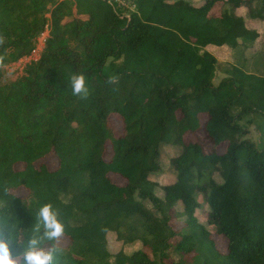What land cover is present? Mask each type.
Segmentation results:
<instances>
[{
    "label": "trees",
    "instance_id": "16d2710c",
    "mask_svg": "<svg viewBox=\"0 0 264 264\" xmlns=\"http://www.w3.org/2000/svg\"><path fill=\"white\" fill-rule=\"evenodd\" d=\"M125 1L0 0V223L24 242L51 204L65 228L43 242L60 249L55 264H188L183 253L195 264H264V72L253 70L264 62L249 58L259 31L238 12L264 20V0ZM48 21L41 58L5 80ZM208 45L235 52L218 83ZM73 74L85 76L86 97L72 94ZM201 127L210 151L185 139ZM167 146L172 182L162 184L151 175ZM51 152L55 170L37 165ZM200 193L226 253L195 214Z\"/></svg>",
    "mask_w": 264,
    "mask_h": 264
},
{
    "label": "rangeland",
    "instance_id": "374dc122",
    "mask_svg": "<svg viewBox=\"0 0 264 264\" xmlns=\"http://www.w3.org/2000/svg\"><path fill=\"white\" fill-rule=\"evenodd\" d=\"M125 5H128L130 3H128L125 0H120ZM194 3H202L204 0H191ZM220 4L221 2H218V4L212 8V10L210 11V15H216L218 14V11L220 10ZM238 12L241 13L242 15H244V17L247 19V24L253 28H257L259 31V37L255 43V45H259V47H257L258 49L255 51V48L251 49V51H248V55L249 58L251 59V57L256 54V53H260V56L257 58V61H259V64H262L264 62V20H259L256 18H248V13H249V7L247 6H242L238 9ZM45 44V42H44ZM254 47V44L253 46ZM206 49H208L210 52H212L213 54H215V56H217V58L219 59V71L217 72V76L215 78V82L218 83L221 78L227 74L226 73V68L228 67V65L231 62L235 61V52L233 49H228V46L224 45V46H217V45H209L206 46ZM228 49V50H227ZM227 50V52L225 54H223L222 52ZM14 62L7 64L4 69H5V80H14L16 78H18L20 75H22L23 70L21 71L19 68H16L14 65ZM250 70V68H249ZM253 70H257L259 72H264V67H257L254 68ZM113 121H112V125L114 126V128L120 130L122 128V121L120 119L119 116H114L112 117ZM208 116L207 114H201V122L202 124H204V122L207 120ZM242 123H246V121H242ZM248 128L250 129V132L248 134L249 137H251V139L253 140H258L259 138V134L261 133V130L259 127H257V124H248ZM185 139L186 140H197L199 142L202 143V145L204 146L205 151H210L212 150V143L210 142L209 139L206 138L203 127H201L199 130H197L196 132H187L185 135ZM226 144L217 147L218 152H223L225 150ZM175 153V149L172 146H167L163 148L162 151V155L160 157V163L162 166V170L161 172L155 173L151 175V178L154 180H158L160 183L162 184H167L172 182V176L169 172V170L171 169V165H170V157L169 155ZM37 165L40 164H46L50 170H55L58 165V158L55 155V153L51 152L49 154H47L46 156H44L42 159H39L37 162ZM17 167L19 169L23 168V164H18ZM110 176L113 180V182H115L118 185H124L126 183V180L121 177L118 173H110ZM18 195L20 196H26L27 195V190L20 188L19 190L16 191ZM198 201H199V207L196 209V216L199 220V222L203 223L207 230H209L210 232V237L215 241L216 244V248L218 250H220L222 253H226L228 251V241L227 239L225 240L224 238L220 237V235L224 236L223 234H218L217 230H216V226L212 223H210L209 221V205L208 203L205 201L204 196L200 193L197 196ZM178 209V217L181 219L180 221H178L176 223V227H181L182 226V221L185 218V213H184V209L182 206V203H179L177 206ZM225 237V236H224ZM174 243V241H173ZM180 258L184 261L187 262L188 264H195V262H200L201 260L198 258H192L191 256H187L185 253H183L182 255H179ZM179 256L177 254H173V257L175 259H178ZM168 262L171 261V258L167 259Z\"/></svg>",
    "mask_w": 264,
    "mask_h": 264
},
{
    "label": "clouds",
    "instance_id": "9594fccd",
    "mask_svg": "<svg viewBox=\"0 0 264 264\" xmlns=\"http://www.w3.org/2000/svg\"><path fill=\"white\" fill-rule=\"evenodd\" d=\"M27 66L24 68L22 75L25 74ZM108 82L110 84L115 83V78H110ZM70 84L74 96L86 97L88 95V88L83 74H73L70 77ZM37 218L40 223L35 228L36 234L30 236L24 242H21V237L18 234H13L11 227L0 223V264H55V257L60 249L56 243H52L50 248H45L43 242L59 241L64 235V224L58 218V214L51 204L43 205L37 213ZM41 225L43 228L42 233Z\"/></svg>",
    "mask_w": 264,
    "mask_h": 264
},
{
    "label": "built area",
    "instance_id": "2783aa9c",
    "mask_svg": "<svg viewBox=\"0 0 264 264\" xmlns=\"http://www.w3.org/2000/svg\"><path fill=\"white\" fill-rule=\"evenodd\" d=\"M46 16L48 18L51 17V12H47ZM51 33V25L50 21H48L43 30H41L37 36L33 40V47L31 51L25 55L23 58L19 59V61L14 62V66L19 68L21 71L29 64L40 59L43 49L46 46L47 39L49 38ZM45 42V44H44Z\"/></svg>",
    "mask_w": 264,
    "mask_h": 264
},
{
    "label": "crops",
    "instance_id": "0c3cea01",
    "mask_svg": "<svg viewBox=\"0 0 264 264\" xmlns=\"http://www.w3.org/2000/svg\"><path fill=\"white\" fill-rule=\"evenodd\" d=\"M208 46H209V45H208ZM228 49H230V48L228 47ZM228 49H227V50H228ZM227 50L223 51L222 53L225 54V53L227 52Z\"/></svg>",
    "mask_w": 264,
    "mask_h": 264
}]
</instances>
